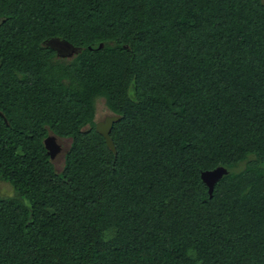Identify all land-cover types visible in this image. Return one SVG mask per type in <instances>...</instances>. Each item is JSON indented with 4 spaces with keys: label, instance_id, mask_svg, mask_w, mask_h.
<instances>
[{
    "label": "trees",
    "instance_id": "obj_1",
    "mask_svg": "<svg viewBox=\"0 0 264 264\" xmlns=\"http://www.w3.org/2000/svg\"><path fill=\"white\" fill-rule=\"evenodd\" d=\"M0 179V264H264V0H0Z\"/></svg>",
    "mask_w": 264,
    "mask_h": 264
},
{
    "label": "water",
    "instance_id": "obj_2",
    "mask_svg": "<svg viewBox=\"0 0 264 264\" xmlns=\"http://www.w3.org/2000/svg\"><path fill=\"white\" fill-rule=\"evenodd\" d=\"M52 49L56 50L59 55L67 56L73 52L79 51L80 47L74 45L66 38L59 36H53L46 41ZM120 119L119 115H112L102 123H98V130L102 135L105 136L108 145L115 149L114 141L110 135L114 123ZM46 145L49 149V153L54 157L55 153L59 150L60 146L56 141V136H49L46 139ZM227 172L224 166H217L212 169L203 170L201 173L202 179L206 182L209 187V192L212 195L216 181Z\"/></svg>",
    "mask_w": 264,
    "mask_h": 264
},
{
    "label": "rangeland",
    "instance_id": "obj_3",
    "mask_svg": "<svg viewBox=\"0 0 264 264\" xmlns=\"http://www.w3.org/2000/svg\"><path fill=\"white\" fill-rule=\"evenodd\" d=\"M112 115H114V113L107 107L104 99L102 98L98 99L96 117H95L96 121L102 124L107 119V117L112 116ZM56 141L59 144L60 148L55 153L53 157V161L55 163L56 168L58 170H61L64 164L65 153L70 146L71 139L63 138V137H56ZM14 192H15V189L11 183L0 179V194L12 195Z\"/></svg>",
    "mask_w": 264,
    "mask_h": 264
}]
</instances>
